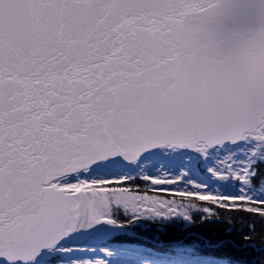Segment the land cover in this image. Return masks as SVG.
Wrapping results in <instances>:
<instances>
[{
  "label": "snow or ice",
  "instance_id": "6c2138e0",
  "mask_svg": "<svg viewBox=\"0 0 264 264\" xmlns=\"http://www.w3.org/2000/svg\"><path fill=\"white\" fill-rule=\"evenodd\" d=\"M257 214L264 0H0V264H264Z\"/></svg>",
  "mask_w": 264,
  "mask_h": 264
},
{
  "label": "trees",
  "instance_id": "16d2710c",
  "mask_svg": "<svg viewBox=\"0 0 264 264\" xmlns=\"http://www.w3.org/2000/svg\"><path fill=\"white\" fill-rule=\"evenodd\" d=\"M206 228L211 229L212 231L215 232V237L214 238H227V239H233L235 240L237 243H240V236L239 233L241 231L242 225L237 224L235 227V230L233 231L232 235L229 237H226L224 235V229L228 227V225H205ZM256 232L252 233V243L255 244L257 246V248L259 247H264V224H261L259 222L258 219V214H257V222H256ZM243 231L245 234L248 233V228H243ZM211 234V233H208ZM228 251L233 254L236 255L238 258H244L247 260H251L256 253L251 252V250H249V254L248 255H244L242 253H236L234 252V250L232 249H228Z\"/></svg>",
  "mask_w": 264,
  "mask_h": 264
}]
</instances>
